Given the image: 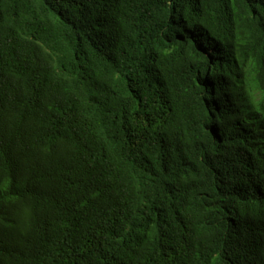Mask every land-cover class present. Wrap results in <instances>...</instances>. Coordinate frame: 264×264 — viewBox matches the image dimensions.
Returning <instances> with one entry per match:
<instances>
[{"label":"trees","instance_id":"trees-1","mask_svg":"<svg viewBox=\"0 0 264 264\" xmlns=\"http://www.w3.org/2000/svg\"><path fill=\"white\" fill-rule=\"evenodd\" d=\"M0 264H264V0H0Z\"/></svg>","mask_w":264,"mask_h":264}]
</instances>
